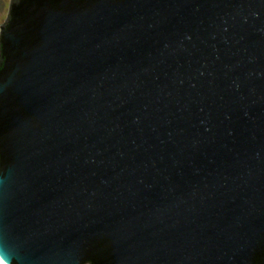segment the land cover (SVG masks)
I'll return each instance as SVG.
<instances>
[{"label":"water","instance_id":"water-1","mask_svg":"<svg viewBox=\"0 0 264 264\" xmlns=\"http://www.w3.org/2000/svg\"><path fill=\"white\" fill-rule=\"evenodd\" d=\"M0 264H264V0H8Z\"/></svg>","mask_w":264,"mask_h":264},{"label":"rangeland","instance_id":"rangeland-1","mask_svg":"<svg viewBox=\"0 0 264 264\" xmlns=\"http://www.w3.org/2000/svg\"><path fill=\"white\" fill-rule=\"evenodd\" d=\"M8 0H0V25L3 24L8 12Z\"/></svg>","mask_w":264,"mask_h":264}]
</instances>
